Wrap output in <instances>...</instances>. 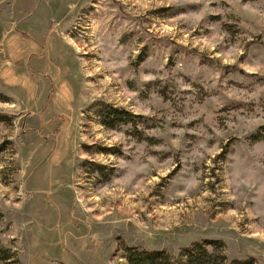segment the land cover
<instances>
[{
	"label": "rangeland",
	"instance_id": "rangeland-1",
	"mask_svg": "<svg viewBox=\"0 0 264 264\" xmlns=\"http://www.w3.org/2000/svg\"><path fill=\"white\" fill-rule=\"evenodd\" d=\"M261 128L264 0H0V264H264Z\"/></svg>",
	"mask_w": 264,
	"mask_h": 264
},
{
	"label": "trees",
	"instance_id": "trees-1",
	"mask_svg": "<svg viewBox=\"0 0 264 264\" xmlns=\"http://www.w3.org/2000/svg\"><path fill=\"white\" fill-rule=\"evenodd\" d=\"M117 112H119V111H117ZM128 122L129 121H124V124H128ZM106 125L109 127L112 126L109 123H106ZM261 130H264V128H261ZM254 138L256 140H259L260 133L254 135ZM212 244H215V242H212ZM128 252L130 254H134V255H129V256H131L130 258L133 257V259L136 258L135 259L136 264H138V259L141 260L144 257L143 253H136L135 248H128ZM146 252H148V251H146ZM148 253H150V252H148ZM152 254H156L158 256L160 253L156 252V253H152ZM212 257L215 258V261L212 259ZM188 258H189V260H188L189 264H216V262H220L217 264H227V259L225 257H216L214 255H212L210 257L209 255H207L205 250L202 248H200L196 252H193L190 255H188ZM218 260H220V261H218ZM230 264H251V262L249 260H244V261L235 260V261H232Z\"/></svg>",
	"mask_w": 264,
	"mask_h": 264
}]
</instances>
